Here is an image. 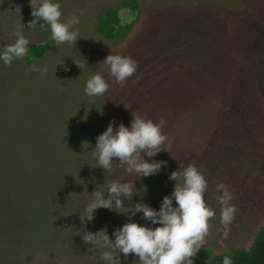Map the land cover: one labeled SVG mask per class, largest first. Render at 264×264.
Segmentation results:
<instances>
[{
    "label": "trees",
    "instance_id": "obj_1",
    "mask_svg": "<svg viewBox=\"0 0 264 264\" xmlns=\"http://www.w3.org/2000/svg\"><path fill=\"white\" fill-rule=\"evenodd\" d=\"M122 6L138 11L136 0ZM133 24H123L116 7L97 17L99 35L113 41L123 37ZM202 40L209 41L208 37ZM215 40L220 49L215 48V41L214 48L205 47L208 50L202 62L194 60L185 47V63L173 62L174 53L136 67L123 85L109 80L106 94L91 101L89 106L94 110L71 115L65 126L47 137L56 140L31 142L24 138L28 135L25 132L2 125L0 255L30 260L37 254L55 256L66 251L68 264H107L99 259L101 249L83 242L84 234L106 229L114 239V230L125 223L155 225L142 219V213L133 216L103 207L95 211L92 221L82 220V208L94 191H103L107 199L110 182L131 183V197H120L125 209L137 203L159 209L175 185L168 177L180 166L195 165L208 186L220 177L227 179L228 171L241 162L252 173L264 172V98L257 73L261 71L245 70L250 63L242 52L231 43L225 44L221 36ZM47 48V44H34L26 60L34 62ZM133 113L153 121L166 120L162 131L169 152L162 150L154 157L141 153L144 160L163 162L159 172L148 177L127 173L118 158L113 159L112 170L106 171L96 165L92 154L97 136L109 123L130 126ZM188 133H196L198 140L189 135L186 138ZM177 134L184 138L177 139ZM115 255L120 264L138 260L131 254L126 258L118 252ZM224 255L231 257L232 264H264V226L249 249L240 247L211 256L207 264H222ZM38 264L46 261L40 258Z\"/></svg>",
    "mask_w": 264,
    "mask_h": 264
},
{
    "label": "rangeland",
    "instance_id": "obj_2",
    "mask_svg": "<svg viewBox=\"0 0 264 264\" xmlns=\"http://www.w3.org/2000/svg\"><path fill=\"white\" fill-rule=\"evenodd\" d=\"M128 1L57 0L62 21L73 14L79 17V24L72 29L78 33L76 44H62L57 48L50 39L48 27H39L43 21L28 29V22L33 19L30 0H0V48L14 41L11 33L14 25L20 22L25 25L23 34L29 40V49L34 44L48 45L44 55L32 63L26 57L8 66L0 63V127L25 132L28 135L24 138L39 144L56 140L47 137L65 126L71 115L94 110L93 105V108L89 106L93 100L84 94L85 82L96 72L106 74V66L100 62L111 52L131 57L138 67L151 59H167L174 53L173 62L185 63L188 58L184 49L187 47L191 57L201 61L204 51L208 50L205 47L214 48L216 45L215 48L220 49L216 36L226 39L225 44L231 43L236 51L242 52L250 63L246 64L245 70L261 71L257 73L264 98V0H136V12L122 6ZM38 2L32 0V5L36 6ZM115 7L119 8L123 24L132 21L134 24L123 37L113 41L99 35L97 17ZM207 37L209 41L202 40ZM62 60L64 65L56 69V64ZM33 64H46L49 70L41 76L30 70ZM64 66L70 70L65 72ZM106 79L113 80L108 76ZM188 135L192 140H198L196 133H188L186 138ZM182 138L184 136L177 134V139ZM221 182L233 192L232 203L237 208L227 238L222 235L219 205L215 202L218 195L215 186ZM205 199L215 209V215L209 220L206 246L193 257L194 264H207L211 256L236 248L249 249L257 232L264 226V172L252 173L241 162L237 168L228 171L227 179L220 177L209 184ZM65 255L66 251L55 255L58 258L37 254L30 260H14L0 255V264H38L40 258L46 264H68Z\"/></svg>",
    "mask_w": 264,
    "mask_h": 264
},
{
    "label": "clouds",
    "instance_id": "obj_3",
    "mask_svg": "<svg viewBox=\"0 0 264 264\" xmlns=\"http://www.w3.org/2000/svg\"><path fill=\"white\" fill-rule=\"evenodd\" d=\"M33 17L28 22V29L45 25L50 30V39L59 48L62 44L77 42L78 33L73 29L79 24V17L73 14L62 21L61 6L57 0H39L36 6L30 0ZM82 14V13H81ZM25 25H14L12 36L14 41L0 48V63L5 66L14 61L24 59L29 53V40L23 34ZM73 62L80 65L73 59ZM100 64L106 66V74L96 72L85 82L84 94L93 100L106 94L110 85L106 76L111 77L117 84L123 83L136 72V62L129 56L108 54ZM64 65V60L57 66ZM81 68V67H80ZM30 70L41 76L48 72V66L31 65ZM64 66V71H69ZM126 107V106H125ZM166 120L161 117L157 121L147 119L133 113L130 126L121 122L118 126L111 121L96 138L92 154L96 165L106 171L112 170L113 159L118 158L125 166L126 172L140 177L157 174L163 162L144 160L141 156L154 157L162 150L168 151L164 144L167 140L162 129ZM169 152V151H168ZM175 181L170 195L163 197L159 209L147 204L137 203L134 207L125 209L121 196L131 197L133 185L131 183L110 182L107 185L108 198H104L103 191H94L90 199L84 204L81 219L92 221L95 211L101 207L118 213H130L135 216L142 213V219L147 220L149 227L138 222H128L114 230V239H110L106 229L82 236L84 243H92L101 249L99 259L107 264H120L117 252L126 258L131 254L137 257L136 264H194L193 257L201 247L206 246L209 233V220L214 217L215 209L211 203H206L208 181L204 174L193 164L172 171L168 177ZM215 202L219 205V222L222 235H230L231 225L235 219L237 208L232 201L233 192L224 183L215 186ZM175 202V203H174ZM222 264H232L229 255H224Z\"/></svg>",
    "mask_w": 264,
    "mask_h": 264
}]
</instances>
